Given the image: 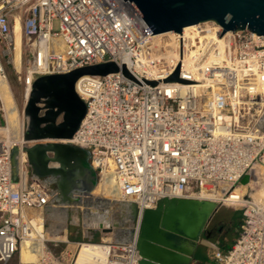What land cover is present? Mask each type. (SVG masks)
I'll use <instances>...</instances> for the list:
<instances>
[{
    "label": "built area",
    "instance_id": "2783aa9c",
    "mask_svg": "<svg viewBox=\"0 0 264 264\" xmlns=\"http://www.w3.org/2000/svg\"><path fill=\"white\" fill-rule=\"evenodd\" d=\"M16 24L23 37L22 72L16 73L24 106L40 75L115 61L125 64L136 78L121 71L85 75L76 91L86 103V113L69 140L90 151L98 180L113 166L120 198L135 202L136 215L127 242H117L111 233H105L111 238L99 242L48 240L36 214L56 203L52 187L31 173L26 160L20 162L14 178L11 151L2 146L0 264L19 255L24 239H38L36 226H41L42 241L38 264H77L84 243L107 245L104 264H138L136 238L143 211L164 197L202 198L224 190V197L236 196L230 205L245 208L247 218L263 208L251 190L244 194L235 190L250 171L255 179L246 184L258 183L262 176L256 172L264 169V130L257 127L260 116L250 118L264 93V34L238 29L221 35L222 27L213 21L210 34L190 38V47L187 37L182 41L177 37V45L185 44L184 55L199 74L196 83L193 72L169 56L168 47L151 43L154 34L126 0H0V79L8 80L7 69L13 68ZM177 65L179 76L188 83L164 81ZM3 114L0 101V126ZM242 239L227 250L219 241H210L207 248L213 264H238L244 249L238 252L236 247L243 246ZM59 242L66 248L57 254L48 245ZM72 243L79 250L69 249Z\"/></svg>",
    "mask_w": 264,
    "mask_h": 264
},
{
    "label": "water",
    "instance_id": "95a60500",
    "mask_svg": "<svg viewBox=\"0 0 264 264\" xmlns=\"http://www.w3.org/2000/svg\"><path fill=\"white\" fill-rule=\"evenodd\" d=\"M126 1L146 22L152 34L181 33L185 26L205 21L220 25L221 35L238 29L264 34V0ZM118 71L136 80L125 64L118 65L115 61L40 75L34 79L25 103L23 112L27 124L23 139L34 143L11 149L12 175L14 178L18 176L21 150L26 154V165L31 173L52 187L56 203L47 205L45 210L63 208L65 230L68 222L72 223L74 212H80L83 217L103 214L108 210V201L111 202L93 196L98 176L90 163V151L66 141L73 137L86 113V103L76 91V82L84 75L103 76ZM144 80L151 85L157 83L156 80ZM164 81L189 82L179 76V65ZM257 127L264 130L263 115ZM250 179H255L253 171L245 174L241 183L246 184ZM112 202L126 206V220L89 229L92 228L95 234L98 230L113 233L117 242H127L133 234L136 204L124 200ZM219 206L217 201L209 199L164 197L154 208L144 209L136 238L140 256L138 264H192L198 258L200 244L208 240L204 233Z\"/></svg>",
    "mask_w": 264,
    "mask_h": 264
},
{
    "label": "bare ground",
    "instance_id": "6f19581e",
    "mask_svg": "<svg viewBox=\"0 0 264 264\" xmlns=\"http://www.w3.org/2000/svg\"><path fill=\"white\" fill-rule=\"evenodd\" d=\"M213 21H205L199 24H192L185 26L182 30L183 35H179L178 32L173 31H167L162 32L158 34H154L152 36L151 43H157L158 45H161L163 47H168V54L170 57L174 58V62L177 60H181L183 64L189 69V71L193 72L194 79L196 83L200 82L199 80V74L195 72V69L189 65L188 58L186 54L184 55V51L182 47L185 45L184 43L179 44V46L176 43L177 37L180 38V41H182V38H188L187 46H189L190 41L189 39H195L196 37H203V35H200L201 33L205 32L204 35L208 36L211 32V27H213ZM218 27V26H216ZM203 30V31H202ZM229 31V30H228ZM233 31V30H232ZM198 37V38H199ZM157 39V40H156ZM13 68L16 70L17 73L22 72V64L20 61L21 56V47L20 45L23 44V37L20 30V26L16 24L13 27ZM174 47V48H172ZM178 47V48H177ZM181 47V48H180ZM192 47V46H191ZM86 76H81L78 81L76 82L77 86H80V82L82 79H84ZM258 99V98H257ZM0 101H1V108L4 112L2 115L3 118V126H0V132L1 130L5 131L6 136L5 138H0V142L4 141L5 143L7 141L11 142L12 146H18L20 149L27 142L23 139V133L25 131V127L27 124L26 118H22L21 113L18 109L17 101L15 100L13 91L11 89V86L6 79H0ZM256 115L261 117V115L264 116V93L261 95V99H258L255 106ZM1 134V133H0ZM69 141V140H66ZM31 144V142H28ZM5 147V145H1V147ZM11 145L7 147L10 149L13 148ZM0 147V148H1ZM26 154L20 150L19 152V161L26 160ZM113 166H109L106 172H103L101 174V178L98 180L97 185L95 189L93 190V196L95 199H102L106 201V199L110 200L108 201V210L107 212L103 214H91L89 216L83 217V225L88 227H108L111 226L112 223L119 222L122 220H126V206L119 203H114L112 201L118 202L121 201L119 189L115 181L114 173H113ZM259 176H262L261 180H258L259 182L256 184H253L255 182H251L250 184H239L236 187L235 193H245L246 191L251 190L254 199L260 203H264V169L262 167H259L257 172ZM249 185H252L253 188L249 189ZM222 190V189H221ZM224 190L221 191V193L218 194H202L201 199H209V200H215V201H223L224 205H230L232 197H236L234 195H229L227 197H224L223 195ZM111 206V208H109ZM116 214V215H115ZM38 219L43 220L42 225V236L49 239L54 240H60L63 241L64 239L58 238L60 234H63L65 231L64 228V222L66 220V213L63 208H51L49 210L42 211V213L36 214ZM72 222H76V217L74 219V216H72ZM115 225V224H114ZM41 226H36L38 229V232L40 231ZM36 231L35 235L38 237L36 238H27L24 239L21 242L20 245V252L22 254V258L19 261V264H38V260H31L28 258L30 255H39V251L41 248V236ZM113 234V233H111ZM57 235V238H53V236ZM34 236V237H35ZM61 236V235H60ZM62 237V236H61ZM106 238V237H104ZM106 240V239H105ZM209 243H206L207 245H212L210 241ZM237 251H241L245 249V246L237 245L236 247ZM107 254V245L104 244H98V243H84L81 245V248L79 250V253L76 257V263L77 264H104V258Z\"/></svg>",
    "mask_w": 264,
    "mask_h": 264
},
{
    "label": "rangeland",
    "instance_id": "374dc122",
    "mask_svg": "<svg viewBox=\"0 0 264 264\" xmlns=\"http://www.w3.org/2000/svg\"><path fill=\"white\" fill-rule=\"evenodd\" d=\"M56 24V23H55ZM212 27V26H209ZM203 31V30H202ZM157 40V39H156ZM174 48V47H172ZM8 82L11 86V89L13 91L15 100L17 101L16 103L18 104V109L21 113L22 118H26L24 117L23 113V107H24V95H23V87L22 84L19 82V80L17 79V73L16 70L13 69L12 67H9L8 69ZM256 113V111H255ZM262 116V115H261ZM252 118H258V116L256 114H253ZM26 129V127H25ZM2 132H0V138H5L6 133L5 131L1 130ZM34 142H31V144ZM7 145L8 146H12L11 142L7 141L6 143L3 141L0 142V145ZM28 145H30L28 142L26 143ZM25 145V143H24ZM23 145V146H24ZM14 147V146H12ZM26 156V155H25ZM111 207V206H110ZM218 212H216L215 216L213 217V221H220L222 222V224L224 226L228 225V217L232 216L236 211H239L241 213V216L239 217V219L241 218V222L240 224H237V221H235L232 224V229L235 233L233 240L228 242L226 245L227 247H223L224 249H229L231 248L235 243L237 239H242L243 243L242 245L245 246V249L241 252L239 258H238V264H264V206L262 209H256L255 211L251 212V217L247 218L244 215V211L246 210L244 209H240V208H235L232 205H220L219 206ZM116 215V214H115ZM74 219L76 217V223H79L80 225H82L83 223V216L81 215L80 212H74L73 215ZM73 219V218H72ZM245 219L249 220V223H245ZM70 220V219H69ZM69 224V230L71 229V222H68ZM242 225L244 227H242ZM92 229V228H91ZM74 232V228L71 229V232ZM80 231V230H79ZM62 237H61V236ZM60 235H55L53 236V238H60V239H65L64 235L60 234ZM111 237L112 234H110ZM104 237H109L108 235L105 234V232H102L100 230L97 231V233H94L93 238H91L92 240H95L96 242H99L101 240V238ZM57 238V239H58ZM219 236L217 235L215 238H213L212 240H216L218 239ZM51 243V242H50ZM60 243V242H59ZM62 244V243H60ZM59 245H53L49 244L48 246L53 248V250L58 254L60 251L64 250V248H66V245L62 244L61 247ZM79 245L77 244H70L68 245L69 249L72 250H79ZM22 254L19 251V255L16 254L9 262L8 264H19L20 259L22 258ZM28 258H30L31 260H35L37 261L39 259V255L35 254V255H30ZM213 261L211 259L208 258L207 263L211 264ZM223 264H226L225 262Z\"/></svg>",
    "mask_w": 264,
    "mask_h": 264
},
{
    "label": "crops",
    "instance_id": "0c3cea01",
    "mask_svg": "<svg viewBox=\"0 0 264 264\" xmlns=\"http://www.w3.org/2000/svg\"><path fill=\"white\" fill-rule=\"evenodd\" d=\"M24 174L25 173H22V176H24ZM30 175V174H29ZM29 175H26V180H28L29 179ZM218 210H220V209H218ZM218 212V211H217ZM232 217L233 216H230V217H228V225H231V227H232V224H231V222H232ZM231 221V222H230ZM69 227V226H68ZM72 229L74 228V232H73V235H77V233H79V230L81 231L80 233H81V238H89V239H91V238H93V236H94V234L93 235H89V232L91 231V229H89V227L88 226H84L83 225V223H82V225H80L79 223H76V222H72V225L70 226ZM88 228V229H87ZM87 229V230H86ZM69 228L67 229V230H65L64 232H63V234L62 235H64V237H68V234H69ZM208 241H219L218 239H216V240H212V239H208ZM208 241H204L202 244H200V247H199V250H198V258L196 259V260H194L193 262H192V264H208L207 263V261H208V258L210 259V257H209V250H208V248H207V244L206 243H209ZM220 243V242H219ZM220 245L222 246V247H225L226 246V244H221L220 243ZM211 264H213V262L211 263Z\"/></svg>",
    "mask_w": 264,
    "mask_h": 264
},
{
    "label": "flooded vegetation",
    "instance_id": "af4514ba",
    "mask_svg": "<svg viewBox=\"0 0 264 264\" xmlns=\"http://www.w3.org/2000/svg\"><path fill=\"white\" fill-rule=\"evenodd\" d=\"M94 232L91 230L89 235H93ZM208 235V239H213L217 235L219 236L218 240L221 244H227L233 240L235 235L231 225L224 226L220 221L211 220L206 228L204 237Z\"/></svg>",
    "mask_w": 264,
    "mask_h": 264
},
{
    "label": "trees",
    "instance_id": "16d2710c",
    "mask_svg": "<svg viewBox=\"0 0 264 264\" xmlns=\"http://www.w3.org/2000/svg\"><path fill=\"white\" fill-rule=\"evenodd\" d=\"M233 217H232V222H231V224H233L235 221H237V224H240V222H241V218L239 219V217L241 216V213L239 212V211H236L233 215H232ZM72 229V228H71ZM71 229H70V231H69V234H68V239L70 240V241H80V240H82L83 238H81V233H80V231H79V233H77V235L75 236V235H73V231L71 232ZM59 245V244H58ZM61 245L62 244H60V247H61ZM64 245V244H63ZM225 247H227V245L225 246Z\"/></svg>",
    "mask_w": 264,
    "mask_h": 264
}]
</instances>
